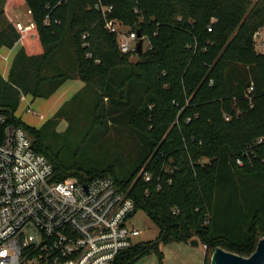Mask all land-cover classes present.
I'll use <instances>...</instances> for the list:
<instances>
[{"label": "trees", "instance_id": "16d2710c", "mask_svg": "<svg viewBox=\"0 0 264 264\" xmlns=\"http://www.w3.org/2000/svg\"><path fill=\"white\" fill-rule=\"evenodd\" d=\"M1 1L0 48L23 47L0 76V113L48 160L52 182L109 177L159 230L113 264L152 253L161 264L160 247L194 240L204 264L217 248L250 257L264 238V54L254 42L264 0H101L148 42L141 55L120 52L98 0ZM22 5L27 31L9 13ZM74 79L83 89L40 128L16 118L22 96L46 100Z\"/></svg>", "mask_w": 264, "mask_h": 264}, {"label": "built area", "instance_id": "2783aa9c", "mask_svg": "<svg viewBox=\"0 0 264 264\" xmlns=\"http://www.w3.org/2000/svg\"><path fill=\"white\" fill-rule=\"evenodd\" d=\"M95 9L105 29L117 35L120 52L136 54L137 33L120 31L109 16L112 8L101 0ZM16 27L27 31L34 25L16 22ZM259 36L255 33L254 39ZM252 91L250 86L247 93ZM263 143L262 137L255 145ZM236 164L243 167L240 159ZM52 173L26 133L0 113V264H113L140 235L127 226L135 211L133 201L109 177L52 182Z\"/></svg>", "mask_w": 264, "mask_h": 264}, {"label": "rangeland", "instance_id": "374dc122", "mask_svg": "<svg viewBox=\"0 0 264 264\" xmlns=\"http://www.w3.org/2000/svg\"><path fill=\"white\" fill-rule=\"evenodd\" d=\"M2 7V1L0 0V10ZM12 15H20L18 21L23 25L27 26L30 21V16L27 15L26 6H20L19 8L12 11ZM4 17L0 16V21H3ZM116 21V20H115ZM118 24V22L116 21ZM118 29L122 32L128 31L127 28L122 26H118ZM148 47V42L146 40L143 41L142 50H146ZM263 50L260 48L257 49V52L262 53ZM137 57L131 56V63H135ZM39 101L36 102V104ZM35 103L30 106V109L26 108L25 105L21 104L18 111L16 112V116L20 119L25 125L33 128H39L42 124L43 118H46L50 113L49 108L51 107V102H46L44 100H40L39 105ZM57 131L58 130L57 127ZM128 227H133L140 231V235L132 239V243L142 244L148 242H154L157 237L159 230L157 227L151 222V220L147 217L144 211L137 210L134 212L132 217L127 222ZM162 260L161 264H204V256H205V248L202 245H198L197 247H192L190 244H170L163 247H160ZM212 257V256H211ZM211 264V258H210ZM136 264H160L158 257L155 253H152L150 256L143 258L138 261Z\"/></svg>", "mask_w": 264, "mask_h": 264}, {"label": "crops", "instance_id": "0c3cea01", "mask_svg": "<svg viewBox=\"0 0 264 264\" xmlns=\"http://www.w3.org/2000/svg\"><path fill=\"white\" fill-rule=\"evenodd\" d=\"M12 11L13 10L9 12L10 15L13 17L15 22H19L18 18H20V15L14 16L12 15ZM27 15H29L28 11H27ZM259 33H260V36L254 39L255 48H256V51L258 48H260L261 50H263L262 53L264 54V27L259 30ZM22 47H23V43L21 40H19L11 48H6V47L0 48V76L4 80H7L13 59ZM83 87H84V83L78 79L67 80L64 84H62L58 88V90L49 99L44 100L46 102L47 101L51 102V107L48 109L50 113L47 115L46 118H43L41 126L45 123V121L50 119L65 102L70 100L75 94H77L81 89H83ZM40 100H43V99L34 100L29 95L22 96L20 98L18 109L21 104L25 105L26 108L30 109V106L34 103L36 104L37 101L39 102L36 105H39ZM16 118L18 117L16 116ZM66 126H67L66 122L62 120L60 124L58 125V130L60 132H63L66 129Z\"/></svg>", "mask_w": 264, "mask_h": 264}, {"label": "water", "instance_id": "95a60500", "mask_svg": "<svg viewBox=\"0 0 264 264\" xmlns=\"http://www.w3.org/2000/svg\"><path fill=\"white\" fill-rule=\"evenodd\" d=\"M137 36L136 54L141 55L143 53V40L139 32H137ZM190 245L197 247L199 244L194 240ZM211 264H264V238L258 242L255 252L248 258L240 257L221 248H217L211 257Z\"/></svg>", "mask_w": 264, "mask_h": 264}]
</instances>
